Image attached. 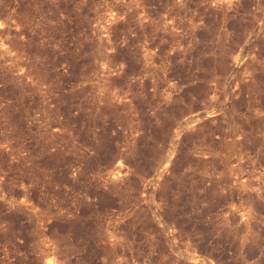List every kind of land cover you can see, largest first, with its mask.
<instances>
[{
	"label": "rangeland",
	"instance_id": "rangeland-1",
	"mask_svg": "<svg viewBox=\"0 0 264 264\" xmlns=\"http://www.w3.org/2000/svg\"><path fill=\"white\" fill-rule=\"evenodd\" d=\"M0 264H264V0H0Z\"/></svg>",
	"mask_w": 264,
	"mask_h": 264
}]
</instances>
